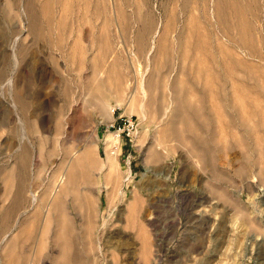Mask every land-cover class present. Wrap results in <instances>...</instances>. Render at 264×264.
<instances>
[{"label": "rangeland", "instance_id": "1", "mask_svg": "<svg viewBox=\"0 0 264 264\" xmlns=\"http://www.w3.org/2000/svg\"><path fill=\"white\" fill-rule=\"evenodd\" d=\"M0 264H264V0H0Z\"/></svg>", "mask_w": 264, "mask_h": 264}, {"label": "built area", "instance_id": "2", "mask_svg": "<svg viewBox=\"0 0 264 264\" xmlns=\"http://www.w3.org/2000/svg\"><path fill=\"white\" fill-rule=\"evenodd\" d=\"M120 109L113 110V119L106 125V133L111 135L112 142L105 139L104 145H109L108 151L115 155L122 149L124 144L134 146L138 140L140 125L134 116L120 113Z\"/></svg>", "mask_w": 264, "mask_h": 264}, {"label": "bare ground", "instance_id": "3", "mask_svg": "<svg viewBox=\"0 0 264 264\" xmlns=\"http://www.w3.org/2000/svg\"><path fill=\"white\" fill-rule=\"evenodd\" d=\"M76 154V153H75ZM107 166V165H106ZM105 169V167H104ZM61 184H63L62 189L59 193L56 192L55 197H56V201H61L63 199V197H65V195L68 194L69 191V185L71 183V175L66 176L65 174H63V176L61 177ZM58 183V184H60ZM57 189V188H56ZM58 190V189H57ZM55 191V190H54ZM54 191L52 193H54ZM57 205V204H56ZM56 205H55V209H56Z\"/></svg>", "mask_w": 264, "mask_h": 264}]
</instances>
